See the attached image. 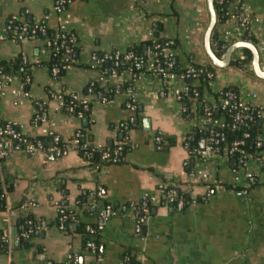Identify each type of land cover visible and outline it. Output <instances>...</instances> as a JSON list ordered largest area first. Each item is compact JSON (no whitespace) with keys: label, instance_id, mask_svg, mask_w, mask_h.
Returning <instances> with one entry per match:
<instances>
[{"label":"crops","instance_id":"crops-1","mask_svg":"<svg viewBox=\"0 0 264 264\" xmlns=\"http://www.w3.org/2000/svg\"><path fill=\"white\" fill-rule=\"evenodd\" d=\"M246 3L251 17L248 41L258 48L264 71V0ZM54 8L55 0H0V33L7 20L18 15L23 20L44 22L54 33H72L77 39L75 64L58 78L50 73L41 42L0 40V60L9 62L26 54L31 64L23 76L9 74L13 80L0 96V119L23 125L27 136L43 139L44 145L34 153L15 150L11 143L4 145L8 156L0 184L5 189V207L16 210V218L30 214L33 220L47 224L32 236L29 246L20 239L17 248L10 246V253L0 254V264L59 263L68 254H77L80 264H91L95 257L85 253L76 225L71 231L58 227L61 204L78 215V224L103 225L98 234L99 264H129L131 258L135 264H264V152L256 148L247 159L257 177L247 198L234 193L243 185L244 171L226 154L196 157L189 170L192 154L187 139L203 126L199 105L192 104V114L187 116L176 98V89L186 81L164 85L152 73L132 76L125 69L117 78L107 80L105 85L114 88L107 102L91 97L86 119L65 113L57 99L61 93L88 95L86 87L103 75V69L94 66L93 55L109 50L125 52L155 38L157 32L175 42L174 59L182 69L211 64L204 50L210 18L207 0H72L63 13ZM233 23L219 24L217 35ZM239 54L245 56L243 49L233 54L227 67H215L214 79L202 97L214 104L221 89L234 85L240 102L264 107V79L254 73L252 59L243 67L234 65ZM193 84L199 81L193 80ZM22 85L20 94L12 93ZM129 87L138 95L134 113L126 107ZM132 116L135 123L127 132L129 149L119 163L91 165L75 150L63 156L52 150V135L71 146L76 131L83 129L89 144L116 146L122 143L124 126ZM259 122L264 134V122ZM191 170H206L210 182L190 183L187 175ZM163 184L184 185L197 202L174 209L161 189ZM98 187L102 199L93 196ZM144 195L150 197V206L140 235L135 232L131 211H119L107 220L99 218L104 205L120 209L139 202ZM26 203L29 205L24 207ZM6 227L0 212V230Z\"/></svg>","mask_w":264,"mask_h":264},{"label":"built area","instance_id":"built-area-1","mask_svg":"<svg viewBox=\"0 0 264 264\" xmlns=\"http://www.w3.org/2000/svg\"><path fill=\"white\" fill-rule=\"evenodd\" d=\"M72 2V0H55V11L57 13H63L68 5ZM224 0H219V4H222ZM226 15L228 16L227 20L233 21L234 25L232 28H227L223 31L221 36H218L217 39L212 41V47L215 50L226 52L227 48L234 43L241 41H248L249 37V26L251 22V17L248 12L246 0H228V5L226 8ZM226 20V21H227ZM41 35L40 38L39 36ZM56 37L60 38V44L57 45L56 39H52L47 36V26L41 22H36L34 26L26 23L25 20L21 19L18 15H12L3 28V31L0 33V40L9 39L13 42H21L26 39L35 42H41L44 45V49L47 52L48 60L54 57L60 49L64 51V59L65 62L60 65L58 63H52L50 67V73L53 77L58 78L61 76L62 72H66L71 69V67L75 64V59L72 57L73 48L77 46V39L72 33L60 32L56 33ZM164 49H161L158 44H156L153 48L148 49L146 52V57L138 56L135 52L131 50H127L125 52H120L117 50H109L101 55H93V63L94 66L102 67L103 64L107 61L113 63V67L110 69H103V75L98 79L91 81L89 84L92 86L94 83L98 82L103 85L107 83L108 79H115L119 76L118 69L121 64L128 65L126 71L134 76V71H142L149 72L156 76H158L164 85H167L171 81L182 80L186 81V76L193 78V80L199 81L200 75H205L210 81L214 79V73L208 71L207 68L201 67L198 68L194 65L188 66L183 73H177L174 68V58L173 60H161L160 54ZM173 54H170L172 57ZM20 60L23 63H29V58L26 54H21L19 56ZM244 55L239 54L236 59H243ZM13 80L12 76L4 73L2 66L0 65V96L5 93L6 87ZM30 81V77L28 75L25 76V83ZM21 88L19 90H13V94H20ZM191 91V87L187 82H185L184 86L181 89H176V98L181 101L183 94H188ZM195 97H198V92L196 89L192 91ZM127 94V102L126 107L131 111L135 112L137 108V93L136 91L129 87L126 89ZM89 95V96H88ZM88 95L80 97L78 95H74L75 100H79L84 110H89L91 97H95L103 102H107V98L101 93H94L92 89H88ZM57 99L60 101L62 107H65V101L63 98V93L57 96ZM39 109L42 106L39 104ZM220 107L222 110H228L229 112H233V127L242 126L246 129L243 137L239 140L234 141L229 147H225L223 154L227 156H236L238 164L241 166V169L244 171V182L242 187L235 188V195L237 197H248L249 192L252 186H254L257 182V177L252 170L247 165V159L249 158V153L245 149V145L247 139L250 137V133L247 131L253 123L256 121L264 122V107H252L251 105L245 104L243 102L237 101L233 102V94L231 92H226L224 97L220 99ZM65 110L71 114L75 115L74 106H67ZM186 111V107H183V112ZM79 118H83L82 113H78L75 115ZM38 120V115L35 117ZM135 123V117H131L129 121L125 124L124 130L126 132L129 131L130 127ZM201 123L203 128L209 125V127H224L225 122L221 119H213L211 112L210 103H206L203 106V114L201 115ZM264 130V125H263ZM81 136L80 130L76 131L74 138L71 140V146L61 147L59 144L61 142V138L58 135H52L53 137V148L59 156L66 155L70 150H75L81 154L85 161L93 158V151L96 149L88 150L89 143L80 144L79 137ZM9 140L12 148L15 150H23L30 153L38 152L44 149L42 139L38 138H30L24 133V126L15 124L12 122H2L0 119V180L2 175V166L3 162L8 156V151L4 147V141ZM157 143L161 142V138H156ZM225 141V134L222 132H211L210 135L206 138L205 149H194V153L197 155V159H206L210 155H220L219 145ZM255 146L257 149L262 150L264 152V134L260 133L256 136L254 140ZM124 143H119L114 147L112 151L105 150L101 154V159L103 161H110L115 163L118 160V154L123 148ZM190 183H209L210 177L206 170L189 171L187 175ZM169 187L166 192V200L167 202L177 210H182L186 208L188 205L195 204L197 202L196 198H193L188 204L184 201V198L177 193V185H162L161 189H165ZM1 195L5 196V189H0V197ZM98 199L103 198L102 188L98 187L97 191L94 195ZM29 204H25L26 207ZM150 206V197L148 195H144L142 199L135 203H129L120 207V209H115L111 204H106L102 208L99 213V218L102 220H107L114 217L119 211L126 212L131 211L132 218L135 223V232L140 235L142 233L144 224L147 219V213ZM67 207L65 204L59 205V225L58 227L61 230H64V221L69 216L73 218V214H67ZM4 213L5 221H6V230H4L3 239L7 240L8 244L11 246V238L12 232L11 229L14 227V223L16 220V210L12 208L4 207L2 211ZM76 214V213H74ZM77 215V214H76ZM45 221H35L30 219L27 223L22 226L21 234L19 235L20 239L24 241H29L32 236L39 231L40 229L46 227ZM87 231L100 233L103 229V225L99 224L96 227L91 225L87 226ZM11 252V248H9L8 253ZM85 253L95 257V260L91 264H99L98 260V251L97 245L93 240H89L85 245ZM65 264H80V258L77 254H68ZM128 264V263H127Z\"/></svg>","mask_w":264,"mask_h":264},{"label":"trees","instance_id":"trees-1","mask_svg":"<svg viewBox=\"0 0 264 264\" xmlns=\"http://www.w3.org/2000/svg\"><path fill=\"white\" fill-rule=\"evenodd\" d=\"M214 5H215L216 12H217V18H218L217 26H218L219 24H222L223 22H225L228 18V16L226 15V8L228 5V0H224V2L222 4H219V0H215ZM25 21H26V23H28L31 26H34L35 23L37 22L33 19H31L30 21L25 19ZM41 23L45 24L44 22H41ZM216 29H217V27H216ZM47 36L52 38V39H56L57 45L60 44L61 39L57 38L56 33H54L48 27H47ZM39 37L43 38V37H41V35ZM217 38H218V35H217L216 30H215V34L213 36L212 41H214ZM250 39H251V37L249 36L248 40H250ZM156 44H158L161 49H164V51L161 52V54H160L161 60H168V59L173 60V58L175 57V55L173 54L174 48H175V42L170 41L168 39H164L162 37H159L158 32L155 34V38L150 39L148 41H145L144 43H141V44H139V45H137V46H135L129 50L135 52L136 55H138V56L146 57L147 50L153 48ZM76 51H77V47H74L72 57L75 60H76V56H75ZM243 51L245 54L244 58L243 59H236L232 62L234 65H236L238 67H243L245 65H248L252 59V54H251L250 50L243 49ZM215 53L219 57L224 54V52L220 51V50H215ZM170 54H173L172 57H170ZM64 62H65L64 51L62 49H60L58 51V53L54 57H52L50 59V61L47 62V66L50 69L52 63H58V64L62 65ZM0 65L2 66L4 73H6V74H17L19 76H23L31 66L30 63H23L20 60V58L9 61V62L6 60H0ZM194 66H196L198 68L205 67L208 69V71L213 72V73L215 70V67L212 64L204 65V66H200V65H194ZM112 67H113V63L107 61L103 64V66L101 68L102 69H105V68L110 69ZM127 68H128V65H122V64L119 67H117L118 72H121ZM174 68H175L177 73L185 72V69H182L177 63L174 64ZM141 72L142 71H136L135 70L134 76H137ZM63 73L64 72H62L61 75ZM185 80L189 84V86L191 87V91L188 94H183V97L181 99L182 105L184 107H186V111L184 113L187 116H191V114H192V107L191 106H192V104H195L197 106L199 105V107H198L199 114L202 115L203 114V106L206 103H208L207 101H205L203 99L202 94H203L204 88L208 87L210 80L205 75H200L198 85H194L193 84V78L189 77L188 75L186 76ZM89 88H91L92 92H94V93L103 94L107 98V100L114 93V88L112 86H110V85L104 86L103 84L98 83V82L94 83L92 86H90V84H89L86 87V93H88ZM193 89L197 90L198 97L194 96V93L192 92ZM226 92H231L233 94V102L239 101V97H238L239 91H238V88L234 85H229L227 87H224L223 89H221L216 94L217 100L215 101L214 104H210L211 105L212 118L213 119L223 118L224 122H225V126L224 127L211 128V127H209V125H207L203 129H199L197 127L195 129V131L188 137L187 144H188V148L192 154L191 159L187 164V167L189 170H190L192 163L194 162L195 158L197 157L196 153H194L193 150L196 148L199 149L201 139L204 138L206 140V138L210 135L211 132L218 131V132H222L225 134V141L219 145V151H217L221 155V154H223L225 147H229L234 141L241 139L243 137V134L246 131V129L242 126H237L236 128H234L232 126L233 125V112H229L228 110H222L221 109L220 99H221V97L225 96ZM74 95L75 94H72V93L63 94V98L65 101V107L70 106V105L74 106L75 115H77L78 113H82L83 119L88 118L90 115L91 108H89V110H84L80 101L74 99ZM65 107L63 108V110L65 111V113H68L65 110ZM90 107H91V103H90ZM1 121L4 122L3 120H1ZM131 127H133V126H131ZM247 131L250 133V137L247 139L245 149L250 154L256 149V146L254 143L256 136H258V134L261 133V125L259 124V121H256L255 123H253L252 126ZM124 132H125L124 138L122 140V143H124L123 148L120 151V153L118 154V156H117L118 160L115 163L121 162L125 153L129 149V143L127 141V139H128L127 138V132L125 130H124ZM80 133H81V136L79 137L80 144L88 143L87 142V136L84 132V129L80 130ZM159 144L162 146L163 141L161 140V142ZM59 145L61 147H64V146L68 147L69 143L61 140ZM114 147H116V146H110L108 148H98V147H95V146L90 144L88 146V150H90V151L92 149H96V150L93 151V158L87 160V163H89L91 165H98V166L102 165V164L113 163L110 161H103L101 159V154L105 150L112 151L114 149ZM228 158H229V160L234 159L237 161L236 156H228ZM209 185H210V188L213 187L212 184H209ZM0 189H1V184H0ZM168 189H169V187H166L164 189L165 192H167ZM176 189H177L178 195H181L184 198V201L186 202V204H188L193 199V196H192L193 194L190 193L189 191H187L184 188V185L180 184L177 186ZM4 207H5V201H4V197L1 195V197H0V212H2L4 210ZM74 213L75 212L70 211V210L67 211V214H69V215L73 214V218H72V216L71 217L69 216L67 219H65V221L63 223L64 224V230L65 231H71L72 226L76 225V231L81 233L83 236L84 247L89 240H93L95 242V244L97 245V250H99L98 233L87 231L86 228L88 225H86V224H82V223L78 224L77 223L78 215H76ZM59 218H60V215H58V219H57L58 225H59ZM30 219H33L30 214L29 215H20L19 217L16 218L15 223H14V228H16L18 236L21 234L22 226H24L27 223V221ZM91 226L94 227V225H91ZM3 234H4V230H0V254L8 253L9 248H10V245L8 244L7 240L3 239ZM21 241L25 245H28V246L30 245L29 241H24L22 239H21ZM38 250H39V252H42L41 248H39ZM52 264H65V263L59 262V263H52ZM129 264H135L134 260L132 258L130 259Z\"/></svg>","mask_w":264,"mask_h":264},{"label":"water","instance_id":"water-1","mask_svg":"<svg viewBox=\"0 0 264 264\" xmlns=\"http://www.w3.org/2000/svg\"><path fill=\"white\" fill-rule=\"evenodd\" d=\"M214 2H215V0H207V7H208L210 18H209V23H208L205 35H204V50H205L206 55L209 58L211 64L216 68L227 67L228 65H230V63L232 61V56L237 50L248 49V50H250V52L252 54V68H253L254 73L256 74L257 77L264 79V71L261 69V65H260L259 51H258V48L256 47V45L253 44L252 42L241 41V42H237V43L230 45L227 48L225 55L223 57H219L215 53V51L212 47V39H213V36L215 34L218 18H217V12L215 9ZM174 62L175 63L177 62L176 58L174 59ZM259 124H260V122H259ZM205 142H206V140L204 138L200 141L201 150L205 149ZM9 143H10V141L8 139L4 141V145L9 146ZM7 149L9 150L8 147H7ZM19 245H20V238L17 235L16 228H13L12 238H11V246L13 249H15Z\"/></svg>","mask_w":264,"mask_h":264}]
</instances>
